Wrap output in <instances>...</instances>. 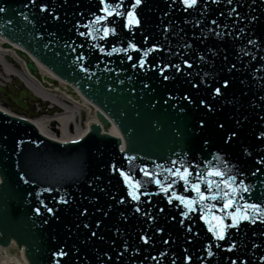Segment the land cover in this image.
Returning a JSON list of instances; mask_svg holds the SVG:
<instances>
[{
	"label": "water",
	"instance_id": "obj_1",
	"mask_svg": "<svg viewBox=\"0 0 264 264\" xmlns=\"http://www.w3.org/2000/svg\"><path fill=\"white\" fill-rule=\"evenodd\" d=\"M132 2L125 0L122 10H128ZM0 5L6 8L5 13H0V34L26 48L60 77L76 85L117 124L126 141V151L119 153L120 140L101 135L100 127L93 124L89 138L75 151L83 155L87 170L83 166L78 169L87 172L85 178L70 157V166L82 180L76 184L81 193L79 209L84 205L83 211H87L82 215L76 260H69L67 255L60 259L62 264H96V220L105 203L116 210L113 218L105 223V228L117 235L108 239L113 251L104 254L103 261L108 264H189L187 257H191L190 264H231L233 260L237 264L245 261L264 264L261 259L264 257V222L243 221L239 227L227 229L226 239L217 240L201 216H210L204 209L211 205H215L212 212L222 215L219 208L223 199L206 201L203 209L197 204L187 217L182 213L188 209L179 200L173 197L172 202H168L173 192L186 200H198L191 187L196 183L207 195L205 181L221 179L218 177L217 181V177L208 173L219 168L250 187V192L240 193L244 199L237 198L239 204L245 199L264 203V0H233L232 4L227 0H220L218 4L199 0L191 8H186L182 0H143L136 9L140 25L131 30L124 27V17H109L108 25L116 28V35L110 34L107 42L97 40L107 52L118 42L117 45L125 47L128 40H133L143 52L153 45L161 47L144 57L143 68L139 66L138 52L100 54L90 48L93 46L90 37L79 35L88 31L84 25L94 19L93 14L104 15L100 11V0H35V3L0 0ZM42 5H47L48 10L41 11ZM236 6H241L240 14L233 11ZM217 13L227 23L226 37L221 33L210 43L201 45L207 31H213L212 26L218 27V23H211L210 17ZM9 20L12 23L9 24ZM200 20H203L201 26ZM3 42L0 38V85L22 84L44 101L42 104L49 101L44 107L37 106V116L41 118H32L42 134L61 142L70 141L84 134L83 122L87 125L97 121L93 105L56 81L38 63L41 76L37 78L27 70L24 56L12 46L3 47ZM248 50L251 53L247 55ZM81 55L84 59L78 60ZM128 55H133L134 59L128 60ZM185 60L192 67L189 68ZM165 65H179L180 70L165 68ZM29 68L35 71L32 64ZM85 68L88 70L84 71ZM161 69H164L163 74ZM164 76L169 79L165 80ZM225 80L229 81L227 88L223 86ZM216 88L221 89V95H215ZM24 97L36 99L30 92H23L12 100L18 107L25 108L21 104ZM0 108L14 113L1 102ZM14 109L20 111L17 107ZM1 116L0 126L6 129L5 141L15 147L18 160L7 167L0 160L1 173L11 172L15 186L14 193L11 188H0V244L8 245L11 238L17 239L27 246L32 264H52L56 250L66 245L64 242L57 249L51 245L55 240L66 239V234L59 233L60 229L67 225L75 227L81 221L65 218L63 207L56 214L40 208L41 213H37L39 202L35 195L44 193L42 185L32 177L29 162L24 160L29 155L40 167V161L47 159L46 150L72 154L74 146L60 147L45 141L27 122ZM97 116L106 127L111 125L103 113L98 111ZM108 130L118 135L114 127ZM145 167L159 174L165 185L175 183L167 193L153 182H149L151 186L146 191L144 184L141 192L147 195L134 201L128 195L129 188L119 170L131 171L135 177ZM185 167L192 173L189 184L167 171ZM254 172L256 174L252 175ZM39 188L41 192L37 191ZM25 191L32 195V203L24 200ZM70 194L78 200L76 191L70 190ZM7 195L12 199L9 206L1 201ZM91 195L96 196L98 211H94L93 205H87ZM44 196L49 199L54 193L45 191ZM122 197L125 202L120 204ZM137 207L141 211L137 212ZM22 211L37 230L34 237L22 232ZM38 214L47 221L45 225L36 222ZM111 222L124 233L112 231ZM225 222L232 223L228 218ZM142 234L147 235V243H141ZM234 242L236 248L228 251ZM208 245H211L212 256L208 255ZM69 247L72 253L73 246ZM13 256L19 257V253L14 252Z\"/></svg>",
	"mask_w": 264,
	"mask_h": 264
},
{
	"label": "snow or ice",
	"instance_id": "obj_2",
	"mask_svg": "<svg viewBox=\"0 0 264 264\" xmlns=\"http://www.w3.org/2000/svg\"><path fill=\"white\" fill-rule=\"evenodd\" d=\"M143 0H133L128 10H122V7L125 3V0H114L113 3H108L106 0H100V4L102 5L100 11L104 13V15H95L93 20H90L88 24L84 25L85 28L88 29L87 32H80L79 35L81 36H88L92 40H105L108 38V36L116 35V28L111 27L105 22L108 20L109 17L120 16L124 17L125 24L124 27L128 30H131L133 27H139L140 25V19L136 15V9L138 6L142 4ZM199 0H182V3L186 6V8L195 7L198 4ZM229 4L233 3V0H227ZM32 3H35V0H32ZM27 7V5H25ZM47 5L41 6V11H47ZM6 8L2 5H0V13H5ZM235 11V9H233ZM223 15V13H221ZM25 20H27V17H24ZM58 19V17H57ZM8 23H12V21H8ZM217 21L213 20L212 24H216ZM217 35H219L217 33ZM249 43H252V41H249ZM130 50H136L141 51L137 48V45L135 43H132L131 41L127 42V47H117L113 45L111 47V51L107 52L108 55H112L114 53H125L127 54ZM161 50V47L159 45H153V47L147 51H144L143 56L139 60V66L143 68L145 66V59L150 51H156ZM100 51L104 52L105 49L103 47H100ZM202 58V57H201ZM77 59H84V57L81 55L77 57ZM128 60L132 59V56H127ZM184 63L190 68L192 67V64L189 63V61L185 60ZM133 67H136L135 64L132 65ZM168 67H175L178 71L180 70L179 65H165V68ZM232 68H235V65H232ZM84 71H87L88 69H83ZM231 71V69H229ZM164 69H161V74H163ZM164 79H169L168 76H164ZM229 81L225 80L223 81V86L225 88L228 87ZM145 87H148V85H145ZM215 95H221V89L216 88L214 90ZM188 99L187 97H185ZM201 103H205L204 101H201ZM223 127V125H221ZM232 135H236V133H233ZM264 135V134H262ZM231 139V137H229ZM132 159H135L134 157ZM174 165L176 164L175 161L172 162ZM168 172L171 173L173 177H178L179 179L183 180L185 184H189V177L192 175V173L188 170L187 167L183 168H176L175 171L172 169H168ZM259 171V169H257ZM120 175L124 178L125 183L127 184L129 188L128 195L131 197L134 201H139L141 198V195H147L146 192H141V189L144 187V182L140 179L134 178L130 172H126L123 169L119 170ZM140 172L144 177H147L149 182H153L161 187V190L167 193L173 186L172 183L164 184L162 180L159 178V174L153 173L149 171L146 167L141 168ZM254 172L252 175H255ZM209 176H215L220 177L221 179L218 182L212 181V180H206L205 183L207 185L208 194H205V191L202 190L201 185L191 184L192 189L197 193V196L199 199H187L184 196L177 195L175 192L172 193L171 196L168 198V202L171 203L173 197L175 199L179 200L181 204L185 206V208L188 209V211H185L182 213L185 217L188 216L189 212L194 210L195 206L197 204L201 205V208L203 209L204 203L206 201L216 200V199H223L224 203L219 208V212L222 215H216L214 212H212V209L215 208V205L209 206L207 209H204L208 213H210V216H201V219L205 220V223L208 225V230L213 233V237L217 240H224L226 239V232L229 227H239V224L243 221H248L250 223H256L258 220L260 222H264V203L259 202H248L245 199V202L241 205L237 202V198L244 199L240 195L241 192L248 193L250 192V187L243 182L237 183V177L234 175H230L226 173L225 171L216 168L211 170L208 173ZM167 179V178H165ZM212 189H215V192L212 191ZM45 191H52L51 188L45 189ZM62 203H67L68 201L61 199ZM123 203V201H120ZM37 213H39L40 209H36ZM47 211L49 213L53 212L52 208H47ZM85 211H87L85 209ZM136 211L139 212L141 209L139 207L136 208ZM160 211H163L161 209ZM83 215V213H81ZM226 218L230 219L232 223L229 225L225 222ZM87 227V225H85ZM97 227H99V224H97ZM191 229H189L190 231ZM158 231H163V229H158ZM93 236L96 235L95 232L92 233ZM145 243L148 242L147 237H143ZM167 243V241H165ZM236 243H232L230 247L227 249L228 251H232L236 248ZM208 255L212 256L213 253L211 251V245H208ZM58 255H65V253L61 252ZM187 261L190 264L191 257L186 258ZM262 260H264V257H261ZM231 264H237L235 260L231 262ZM242 264H247V262H242Z\"/></svg>",
	"mask_w": 264,
	"mask_h": 264
},
{
	"label": "bare ground",
	"instance_id": "obj_3",
	"mask_svg": "<svg viewBox=\"0 0 264 264\" xmlns=\"http://www.w3.org/2000/svg\"><path fill=\"white\" fill-rule=\"evenodd\" d=\"M8 249H0V264H20V257H14L13 253L8 254Z\"/></svg>",
	"mask_w": 264,
	"mask_h": 264
}]
</instances>
